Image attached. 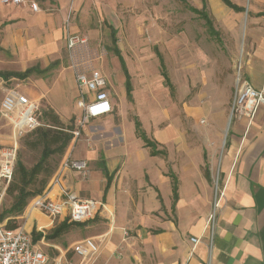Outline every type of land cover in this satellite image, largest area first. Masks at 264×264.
Returning <instances> with one entry per match:
<instances>
[{"label":"crops","instance_id":"1","mask_svg":"<svg viewBox=\"0 0 264 264\" xmlns=\"http://www.w3.org/2000/svg\"><path fill=\"white\" fill-rule=\"evenodd\" d=\"M234 3L245 10L235 11L224 4L241 15L247 11L246 21L240 33H236L233 60L229 65L234 72L226 79V86L220 89L213 86L220 91L210 92L209 106L203 108L198 116L193 115L191 137L188 138V134L186 139L182 138L184 133L174 127L158 137V149L165 154L153 156L149 150L151 157H146L145 153L142 157L137 148L141 138L136 124L124 122L118 135L125 145L117 144L106 149L105 156L113 158L104 166V172L91 171L88 180L82 179L81 174L75 171L65 174V182L70 188L83 198L101 200L105 209L95 218L76 224L84 225V231L76 230L74 225L68 232L56 236L53 242L46 241L44 229L53 231L67 220L52 222L39 210L29 212L28 230L43 228L44 241H37L43 243L41 247L52 245L60 251L58 255H63L75 242L94 237L103 243L98 264H264V105L258 108L253 118L230 116L238 71L254 88L264 91V0H249L247 9L241 0ZM4 5L5 14L10 17L7 24L19 23L28 32L37 30L44 33L41 36L44 42L33 38L28 47L21 49L25 60L38 61L46 53L56 51L62 34L60 25L68 11L65 5L55 15L33 12L28 7ZM108 81L114 107V93H127L126 84L118 91L109 78ZM33 82V86H27L20 92L35 100L46 98L47 103L63 115L81 109L75 103L78 89L72 73H62L51 86L42 78ZM202 117L206 121L204 124L200 122ZM126 125L133 131V148L132 143L125 139ZM196 136L202 139V144L198 143ZM125 150L129 156L121 163L116 156ZM102 151L83 148L78 149L75 156L86 159L90 167L103 156ZM145 160H149V164L142 166ZM215 174L222 193L217 196L212 185ZM184 177L191 181L188 191L183 186ZM174 178L178 181L176 200ZM162 184H166L165 193ZM215 198L219 206L211 239L205 226ZM152 210L158 214H151ZM109 211L113 213V220L105 213ZM40 218L44 222L38 224L37 219ZM125 231L130 233L127 238ZM191 237H198L199 243L194 245ZM74 258L78 261L73 255Z\"/></svg>","mask_w":264,"mask_h":264},{"label":"rangeland","instance_id":"2","mask_svg":"<svg viewBox=\"0 0 264 264\" xmlns=\"http://www.w3.org/2000/svg\"><path fill=\"white\" fill-rule=\"evenodd\" d=\"M35 1L40 5L39 12L55 15L64 5L68 11L60 25L62 34L56 51L46 53L43 59L38 61H28L25 60L26 57L21 53V49L28 47L29 41L33 38L38 39V42H44L41 38L44 33L37 30L28 32L19 23L7 24L10 17L5 14L6 6L0 0V71H23L35 65L42 69L49 66L46 72L34 73L26 79L14 77L6 79L0 76V146H17V161H22L28 169L40 160L45 146L41 141L40 133L35 130L16 136L12 125L1 112V102L6 89L15 88L24 91L27 86H33V80L41 78L51 86L62 73L70 72L75 77L76 72L86 65L101 69L118 91L121 90L122 85L125 86V72L119 57L114 52L112 27L116 29L117 43L131 74L133 90L131 97L127 93L122 95L114 93L116 100L113 102L114 111L110 116L90 119L86 122L81 120L82 109L78 108V111L70 115H63L56 112L47 103L46 98L38 99L42 113L40 127L52 126L46 116V112L51 109L64 123V130L72 132L73 138L64 153H53L44 170L29 181L27 186L29 191L38 189L44 180L48 182L66 155L77 158L75 153L78 149L104 151H102L103 156L89 167L88 173L80 175L82 179L88 180L91 171L94 170L104 172V166L113 158L105 156L106 149L117 144H121V147L125 145L121 135H118L119 128H123L124 122L127 121L135 125L136 117L141 121L142 129L147 136L159 146L160 133L169 132L174 127L184 133L182 138L186 139L188 134L190 138L193 115L198 116L203 108L209 106L208 98L212 94L210 92L217 90L213 86L219 87L218 89L223 88L226 86L229 74L234 72L229 65L233 60L232 51H234L236 33H240L247 17V11L241 15L221 0H207V12L213 21V32H211L204 16L188 7L192 5L202 9V0ZM241 1L247 9L249 0ZM21 7L27 8L25 5ZM70 34L79 35L85 41L70 48L67 44ZM158 52L161 54L170 83L166 82L163 75L164 68ZM77 100L76 98L75 103ZM231 114L232 111L230 116ZM200 122L204 124L205 118L202 117ZM132 134L133 131L126 125L125 139L131 142ZM197 137L195 139L202 144V139ZM131 143L133 148L135 143L134 141ZM137 148L142 153V157L144 153L146 157H151L150 149L143 140L140 139ZM119 154L120 156L116 157L121 163L129 156L126 150ZM161 156L167 160V157ZM148 164L149 160L142 161V166ZM51 170V175H47L46 172ZM103 176H106L105 173ZM19 177L16 166L14 176L16 190L13 194L7 192L1 199L0 213L10 209L17 186H20ZM217 181L218 177L215 174L212 180L215 189ZM183 182V186L188 191L191 181L184 177ZM162 188L165 193L166 184H162ZM105 213L110 220L114 219L113 213L110 211ZM151 214L157 215L158 212L152 210ZM7 215L13 216V213ZM30 215L25 208L20 215L15 216L17 225L27 227ZM41 222H44V219H37L38 224ZM75 228L84 231V225H76ZM44 230L47 235L52 233L51 230ZM34 231L36 229L33 230L35 237ZM46 241L53 242L54 238H46ZM42 248L48 255V264H53V259L60 251L52 245L44 244ZM68 258L76 264L77 260L73 259L72 254ZM99 259L96 264L99 263Z\"/></svg>","mask_w":264,"mask_h":264},{"label":"built area","instance_id":"3","mask_svg":"<svg viewBox=\"0 0 264 264\" xmlns=\"http://www.w3.org/2000/svg\"><path fill=\"white\" fill-rule=\"evenodd\" d=\"M2 2L7 5H25L33 12L41 10L35 0H2ZM84 41L79 35L70 34L67 44L73 48ZM75 80L78 89L77 104L82 109V121L86 122L112 113L114 107L110 100L109 81L101 69L86 65L76 72ZM236 84L232 115L253 118L258 108L264 105V91L254 88L249 81L242 78L239 71ZM1 112L18 137L42 126L39 102L18 89H6L1 102ZM73 133L77 134L75 131ZM16 164L17 146H0V202L14 177ZM88 169L89 163L86 159L66 155L44 191L29 201L26 212L39 210L48 215L52 222L65 219L69 222L81 223L95 218L102 209H105V204L98 199L81 197L65 182V174L68 171L86 175ZM219 193L217 181L215 195ZM218 202L215 198L214 207L205 226L211 239L215 233ZM7 225L8 219H0V264H48V255L41 247L43 243L34 240L32 230H28L24 225H17L15 228ZM37 231L43 232V228L40 227ZM124 235L125 238L129 237V231H125ZM39 240L44 241V236ZM191 241L196 245L200 239L191 237ZM102 251L101 240L87 237L75 242L63 255L56 256L53 264H74L66 257L68 253L77 257L76 264H96ZM117 256L120 257L121 253L118 252Z\"/></svg>","mask_w":264,"mask_h":264},{"label":"trees","instance_id":"4","mask_svg":"<svg viewBox=\"0 0 264 264\" xmlns=\"http://www.w3.org/2000/svg\"><path fill=\"white\" fill-rule=\"evenodd\" d=\"M224 3L226 5H228L229 7L233 8L235 11H242L245 10L243 7L235 4L234 2H232L231 0H223ZM203 3V8L202 9H198L195 6L192 5H188V7L194 11V12H198L200 13L202 16H204V18L207 20L208 25L210 26V30L211 32H213V21L211 20V18H209L208 12H207V0H202ZM116 29L114 27H112V36H113V42H114V52L117 55V57H119L121 65H122V69L125 72V76H126V89H127V94L129 97H131L132 95V83H131V78H130V74L126 65V61L121 53V50L118 46V39L116 36ZM161 61H162V57L161 54L158 52ZM162 66L164 68L163 70V75L165 77L166 82L170 83V78L167 75L166 71H165V67L162 61ZM49 69H41L38 65L35 66H31L28 67L27 69H25L24 71H0V76H2L3 78L9 79L12 77H16L19 79H25L30 77L32 74L37 73V74H41L46 72ZM46 116L49 118V120L51 121V125L48 128H42V127H38L37 129H35V132L40 133V138L42 143H44V149L42 151L41 154V158L40 160L37 162V164H35L31 169H28L22 161H17V170L19 171L20 177H19V181H20V186H17V192L14 195V201L10 207L9 210L3 211L2 213H0V219L4 220V219H8V227L10 228H15L17 227V221L15 220V216L20 215L24 209L26 208V206L28 205L29 201L36 195L42 193L44 191V189L46 188L47 184L49 183V181L47 182L46 180H44L41 184V186L38 189H35L34 191H29L27 190V186L30 180H33L35 177H37L38 174H40L45 167V164H47L48 159L50 158V156L55 153L58 152L60 154L64 153L65 150L67 149L68 145L70 144L73 135L72 132L70 131H65L64 130V123L60 120L59 116L51 109H49L46 112ZM135 124H136V129H137V133L138 136L145 142V145L147 147L150 148V152L151 155L155 156V155H159V154H165L164 151L158 149V145L157 142L150 139L147 134L145 133V131L142 129L141 127V122L138 118L135 119ZM72 131V130H71ZM16 170V167H15ZM105 170V168H104ZM47 175H51L52 170L51 171H47L46 172ZM55 173V172H54ZM53 173V174H54ZM15 176V173H14ZM53 176V175H52ZM51 176V177H52ZM111 180V177L109 176V181ZM16 190V185H15V181H14V177L7 189V192H9L10 194H13L14 191ZM173 194H174V199L176 200L178 198V181L174 178L173 180ZM13 213V216H8V213ZM76 222H70L68 223L67 221L62 222L61 224H59L58 226H56L52 233L50 235H45L46 238H55L56 236L60 235L61 233H65L68 232L70 230V228L74 225H76ZM35 237L34 240L37 241L39 239H41L44 234L43 232H38V231H34Z\"/></svg>","mask_w":264,"mask_h":264}]
</instances>
